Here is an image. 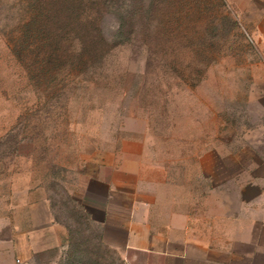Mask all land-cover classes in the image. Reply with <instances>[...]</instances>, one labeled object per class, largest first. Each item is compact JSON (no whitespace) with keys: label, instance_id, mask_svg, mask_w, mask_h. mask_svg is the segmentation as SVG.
I'll return each instance as SVG.
<instances>
[{"label":"rangeland","instance_id":"1","mask_svg":"<svg viewBox=\"0 0 264 264\" xmlns=\"http://www.w3.org/2000/svg\"><path fill=\"white\" fill-rule=\"evenodd\" d=\"M134 131L179 186L233 202L264 177V0H0V264H25L10 239L28 202L86 240L71 194Z\"/></svg>","mask_w":264,"mask_h":264},{"label":"crops","instance_id":"2","mask_svg":"<svg viewBox=\"0 0 264 264\" xmlns=\"http://www.w3.org/2000/svg\"><path fill=\"white\" fill-rule=\"evenodd\" d=\"M254 178L233 188V202L221 187L179 186L152 140L134 131L101 148L71 194L67 210L88 227L86 240H70L48 201L28 202L11 252L25 264L47 252V264L70 252L86 264H264V177Z\"/></svg>","mask_w":264,"mask_h":264}]
</instances>
